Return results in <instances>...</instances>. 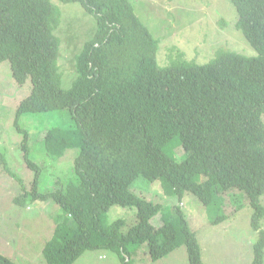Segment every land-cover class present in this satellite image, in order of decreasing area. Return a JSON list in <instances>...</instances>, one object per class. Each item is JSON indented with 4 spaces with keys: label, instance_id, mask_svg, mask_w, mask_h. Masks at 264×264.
Segmentation results:
<instances>
[{
    "label": "trees",
    "instance_id": "obj_1",
    "mask_svg": "<svg viewBox=\"0 0 264 264\" xmlns=\"http://www.w3.org/2000/svg\"><path fill=\"white\" fill-rule=\"evenodd\" d=\"M60 1L81 5L96 21L75 58L71 83L60 68L58 7L51 0H0V63H10L18 87L31 84L14 120L35 171L31 189L1 153L0 161L22 187L16 205L53 201L59 208L43 250L47 264H74L93 250L112 251L123 264H134L143 245L150 263L184 246L189 264H204L199 236L181 206L188 194L202 203L212 226L249 205L259 232L252 264H264V0H228L255 56L218 50L203 65L179 55L168 66L158 63L160 40L131 0ZM56 111L68 112L70 123L47 130L45 151L55 160L71 149L78 155L73 177L41 192V167L27 156L30 132L19 119ZM177 149L185 152L181 161ZM141 177L179 204L135 194L132 187ZM227 205L233 206L230 214ZM115 206L136 209L135 222H110L107 214ZM0 264L15 263L0 254Z\"/></svg>",
    "mask_w": 264,
    "mask_h": 264
},
{
    "label": "rangeland",
    "instance_id": "obj_2",
    "mask_svg": "<svg viewBox=\"0 0 264 264\" xmlns=\"http://www.w3.org/2000/svg\"><path fill=\"white\" fill-rule=\"evenodd\" d=\"M51 1L61 13V24L57 31L62 41L60 68L67 83H71L75 58L95 33L96 21L79 4ZM131 1L137 16L160 40L157 60L161 66L170 65L179 55H183L187 61L203 65L210 62L218 50L256 55L243 33L236 28L237 12L228 0ZM30 92L31 84L24 88L17 86L9 62L0 63V153L5 156L11 171L23 180L27 190L32 187L35 171L27 165L24 136L16 131L14 120L20 102ZM69 123L70 117L66 111L25 114L19 119L20 126L30 132L27 156L41 167V192L59 189V182L67 183L73 177L78 150H68L63 158L55 160L46 153L44 147L47 130L67 128ZM184 153L183 149L176 150L180 161ZM132 191L150 201L166 205L179 204L178 199L172 196L163 198L161 187L151 185L142 177L136 180ZM22 192L20 183L3 172L0 161V254L15 264H47L43 250L54 235L59 208L53 201L42 204L27 200L26 205H16L14 200ZM261 203L264 206V196ZM181 206L191 229L199 236L204 264L253 263V249L259 240V232L252 226L254 210L249 205L217 226L208 222L205 207L194 195L185 196ZM232 210V205L226 206L227 214ZM107 217L110 222L124 219L131 224L136 220V209L115 206L109 210ZM160 219L161 215L154 219V224L160 226ZM261 227L264 230V217ZM139 249L141 260L134 261V264H189L184 246L178 247L171 259L166 257L156 263H150L146 246H140ZM74 264L123 263L112 251L93 250L85 252Z\"/></svg>",
    "mask_w": 264,
    "mask_h": 264
},
{
    "label": "crops",
    "instance_id": "obj_3",
    "mask_svg": "<svg viewBox=\"0 0 264 264\" xmlns=\"http://www.w3.org/2000/svg\"><path fill=\"white\" fill-rule=\"evenodd\" d=\"M175 253V252H174ZM174 253L170 256V257H168V259H171V257H173V255H174ZM186 256H187V254H186ZM203 257H204V251H203ZM167 259V260H168Z\"/></svg>",
    "mask_w": 264,
    "mask_h": 264
}]
</instances>
